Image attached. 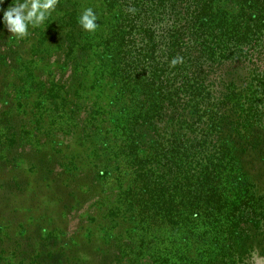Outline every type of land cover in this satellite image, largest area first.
Listing matches in <instances>:
<instances>
[{
    "label": "trees",
    "instance_id": "16d2710c",
    "mask_svg": "<svg viewBox=\"0 0 264 264\" xmlns=\"http://www.w3.org/2000/svg\"><path fill=\"white\" fill-rule=\"evenodd\" d=\"M17 2L22 3L23 0ZM122 3L125 16L118 21L139 22L137 26L133 24L130 29L135 30L140 39L131 41L132 30L128 28V23H121L116 32L115 29L112 30L114 35L106 38L100 49V52L108 54V60L101 61L102 66L109 68V77L105 76V79L116 82L114 77L117 74L128 72L131 75L148 62L145 65V72L148 71L146 81L142 79L138 80L136 86H125L115 100L121 118L128 120L136 116L127 129L129 140L120 142L119 144L124 145L118 147L115 153L112 152L113 156L109 158L116 163L115 172L121 173L120 166H123L132 179L129 187L121 194L125 217L136 224V230H141L149 237L147 242L152 250V255L148 257L149 264H165L163 253H168L166 247L169 241L165 236L170 233L165 234V229L171 231V237L179 233L181 238L194 237L205 244L214 243V247L206 249V259L209 256L218 259L219 254H233L230 246L215 243L217 235L214 232L202 227L226 220L224 183L229 179L233 181L242 171L241 163L233 159V153L237 149L245 151L252 146L258 148L260 140L257 134L254 135L256 128L248 127L243 130L237 138L238 148H234L231 134L229 137L224 136L225 140L217 146L219 153L223 155L228 152L233 159L232 162L229 159L219 164L222 170L227 166L230 168L227 180L220 174L206 173L200 176V173L195 171L196 165L188 164L189 159L184 160L182 147L201 149L205 146L204 139L192 134L188 136L187 132L177 134V131L183 129L181 122L194 119V111L201 108L204 111L206 104L211 105V96L206 93L208 87L204 86L202 79L200 81L193 75L196 71L193 65L201 68L199 60L205 56L222 57L223 62L227 63L228 58L245 55L248 68L253 67L252 58L264 49V0H123ZM56 6L60 12L68 13V17L59 21L64 26L57 23L49 28V37L40 41V44L48 42V51L53 53L52 44L57 42L56 55L60 54L55 62L61 70L59 82L52 79L53 81L45 84L40 75L35 74L36 59L29 60L23 55H17L20 51L18 44L0 45V69L4 73L14 69L19 84L25 87L17 88L16 91H24L35 99L36 104L33 130H19V117L10 113L11 110L0 114V143L7 144L9 149L17 146V151H24L29 148L27 144L18 146L22 144L24 135L29 139L34 137L39 140L43 128L48 127L49 136L71 133L80 144L81 140L90 139L97 151L106 153L105 150L109 149V146L115 145L111 144L114 142V136L110 137L109 142L108 135H100L104 131L102 127L93 129V121L90 126H83L80 113V89L90 78L89 60L92 58L94 44L86 40V37L89 39L88 31L78 23L82 12L76 9L72 0H58ZM129 6H134L137 11L134 14L127 12ZM108 7L111 9L112 4ZM108 17L101 16L99 23L104 26ZM37 49L34 50V55L43 54L41 48L39 51ZM195 51L201 56H195ZM177 56L183 57V63L170 67V61ZM42 59L47 61L48 56L44 54L40 57V60ZM238 67L239 65H236L224 71L225 76ZM232 86V83H228L225 88L229 90ZM199 88L201 92L197 91ZM193 91L194 95L191 94ZM176 101H181V112L178 116L176 112L168 116L164 108L165 102L172 104ZM213 103L214 100L212 105ZM206 110L213 112L209 108ZM94 115L95 113L91 117ZM196 118L199 119L191 122L200 120L198 115ZM215 120L220 123V129L224 120L228 119L224 115L215 117ZM215 120L213 122H216ZM115 123L116 117L110 126L114 127ZM166 125L172 128L176 136H182L164 145L168 138ZM99 135L101 140L97 138ZM102 139L105 140V146L98 144ZM70 166L72 164L67 168ZM106 173L104 167L97 166L95 177H102ZM22 177L16 176L7 190L0 191V264L2 254L7 251L5 244L14 241L20 233H26L27 228L36 224L38 219L32 215L28 218L29 222L20 219V214H29L31 211V207L23 206L20 202L26 194V181ZM58 178L59 176L56 177ZM246 180H234L244 192L250 189ZM33 186L37 189L36 192L33 190V198L42 188L51 192V197L59 202H63L65 198H75L78 193L77 188H63L59 184L56 189L49 183ZM63 207L70 211L73 204L63 202ZM193 213H198V216L193 218ZM108 215L113 218L119 216L120 208L110 209ZM40 222H46L43 216H40ZM37 229L45 230V226L37 224ZM218 236L222 234L219 233ZM135 253L138 262L146 261V256L150 254H146L141 247L135 248ZM118 256L123 258L121 252Z\"/></svg>",
    "mask_w": 264,
    "mask_h": 264
},
{
    "label": "rangeland",
    "instance_id": "374dc122",
    "mask_svg": "<svg viewBox=\"0 0 264 264\" xmlns=\"http://www.w3.org/2000/svg\"><path fill=\"white\" fill-rule=\"evenodd\" d=\"M16 1L1 0L0 45L18 44L20 51L17 55H23L29 60L36 59L35 74L40 75L45 84L54 79L59 82L61 70L55 62L60 54L56 55L57 42L52 44L53 53H51L48 51V42L40 44V41L49 37V28L54 24L64 26L59 21H64L68 13L60 12L56 6L39 27L29 25V34L20 39L7 29L3 21L4 10ZM122 1L112 0L110 3V0H72L76 9L81 12L91 7L97 15L96 23L98 24L95 32L88 31L89 39L86 37L87 41L93 42V50L96 51H91L89 81L80 89L82 92L80 113L83 126L88 127L93 121V129L102 127L104 131L100 135H108L109 142L110 137L114 136V142L111 144L115 145L109 146V149L105 150L106 153H100L90 139L81 140L82 144H80L76 136L71 133H59L56 137L49 136L48 127L43 128V135L41 134L39 140H35L34 137L29 139L27 135H24L22 144L18 145L22 147L27 144L29 148L24 151H17V146L9 149L7 144L0 143V191L7 190L16 176L20 178L23 176V180L26 181V194L20 202L23 206L31 207V211L29 214H20V219L29 222L30 215L33 218L38 217L36 224L29 226L26 233H20L14 241L5 244L7 251L2 254L1 264H149L148 257L152 255L147 242L149 237H146L141 230H136L134 222L127 220L123 211L125 205L121 202V194L125 188L129 187L132 179L129 178V172L126 173L123 166H120L121 173L115 172L116 163L109 159L113 156L112 152L115 153L118 147L124 145L119 144L120 142L129 140L127 129L136 117L128 120L121 118L115 100L118 95H121L125 86H136L138 80L142 79L146 81L148 74V71L145 72L147 62L131 75L128 72L117 74L114 77L116 82L105 79L109 68L102 66L101 61L108 60V54L100 52L102 42L113 36L112 30L118 31L121 23H128L129 29L133 24L136 26L139 24V22H126V20L118 21L125 16ZM109 4H112L111 9L108 7ZM103 15L109 16L108 21H104V26L99 23ZM131 33V41H139L140 35L135 30ZM262 41L264 42V38ZM37 48H41L40 51L43 54L34 55V50ZM44 54L48 56L47 61L40 60ZM194 55L201 56L196 51ZM252 62L253 67L250 69L247 66L248 62L245 61V55L228 58L227 63L223 62L222 57L205 56L199 60L201 68L193 65L196 70L193 75L200 81L202 79L204 86L208 87L206 93L211 96V105L206 104L204 111L202 108L194 111L195 116L191 121L199 119L196 118L197 115L200 120L196 123L183 121L180 124L183 129L177 131V134L187 132L188 136L192 134L204 139L205 146L201 149L182 147L184 160L189 159L188 164L196 165L195 171L200 173V176L206 173L220 174L227 180L230 168L227 166L222 170L219 164L229 159L231 162L234 159L241 163V174L238 173L234 180L247 179L250 189L244 192L238 188L234 180L225 181L224 217L226 220L202 227L210 229L217 235L216 244L230 246L234 252L219 254L218 259L210 256L206 259L204 258L206 249L214 247V243L205 244L195 240L194 237L181 238L179 233L171 237L169 236L172 234L171 231L165 229V234L170 232L165 236L169 240L166 247L168 253H163L165 264H253V253L264 258V49L252 58ZM236 65L239 67L225 76L224 71ZM2 71L0 69V114L11 110L10 113L15 116L17 114L19 117V130H33L36 119L35 99L24 91H16L17 88L25 87L19 84L14 69L7 73ZM228 83L233 85L229 90L225 88ZM197 91L201 92V88ZM193 93L195 94V91L191 92L192 95ZM180 103L181 101L172 104L165 102L164 108L168 116L173 112L179 115L182 110ZM208 108L213 112L206 110ZM94 113V117H91ZM224 115L229 121L224 120V124L219 129L220 123L215 120V117L220 118ZM115 117L117 123L111 127L110 124L115 121ZM225 127L227 129H224ZM248 127L256 128L254 135L257 134L260 140L257 149L253 146L245 151L237 149L233 153V159L228 152L223 155L218 152L217 146L225 140L224 136L229 137V134L234 139V148H238L237 138ZM165 130L168 138L164 141V145L182 136H176L172 128L167 125ZM100 135L97 137L99 140H101ZM102 140L98 144L105 146V140ZM56 162L59 163L56 164ZM71 164L74 167L67 168ZM97 166L104 167L107 173L96 178ZM57 176H59L58 179H56ZM47 183L52 184L55 189L58 184L63 188L64 186L77 188L78 193L75 198L70 200L65 198L63 201L68 205L73 204L70 211L63 207V202L52 198L51 192L44 188L35 198L32 197L37 190L34 184L38 186ZM117 207L120 208L119 216L113 218L108 215L110 209ZM40 216H43L46 222L41 223ZM37 224H43L45 230L37 229ZM219 233L222 236H218ZM137 247H141L146 254L150 253L146 256V261L138 262L135 253ZM119 252L123 258L118 256Z\"/></svg>",
    "mask_w": 264,
    "mask_h": 264
},
{
    "label": "clouds",
    "instance_id": "9594fccd",
    "mask_svg": "<svg viewBox=\"0 0 264 264\" xmlns=\"http://www.w3.org/2000/svg\"><path fill=\"white\" fill-rule=\"evenodd\" d=\"M58 0H23L10 5L3 12V21L7 29L17 38H24L28 33V27H39V25L55 10ZM127 11L133 14L137 11L134 6H129ZM97 15L91 7L84 9L78 19L80 26L89 32H95L98 24ZM183 63V57L177 56L170 61V67ZM198 213H193L196 218ZM253 264H264V258L252 255Z\"/></svg>",
    "mask_w": 264,
    "mask_h": 264
}]
</instances>
